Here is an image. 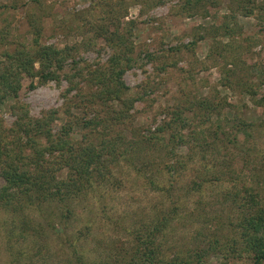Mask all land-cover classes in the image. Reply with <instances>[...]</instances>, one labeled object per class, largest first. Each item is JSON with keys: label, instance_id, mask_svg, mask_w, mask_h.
Listing matches in <instances>:
<instances>
[{"label": "rangeland", "instance_id": "1", "mask_svg": "<svg viewBox=\"0 0 264 264\" xmlns=\"http://www.w3.org/2000/svg\"><path fill=\"white\" fill-rule=\"evenodd\" d=\"M182 1L0 0V152L8 158L5 165L0 162V189L5 185L4 170L21 168L22 156H33L34 149L26 143L30 140L32 145L35 135L32 131L23 134L25 131L14 130L21 116L18 108H25L30 119H45V128L54 137L62 127L71 128L69 137H65L71 143L69 146L84 148L91 143L109 144L108 139H113L104 133L114 134L117 129L131 137L155 132L174 115L170 107L178 102L179 88L186 85L194 86L204 95H210L215 87L222 91L226 107L221 122L226 132L219 134L221 143L216 146L222 154L218 158L227 159L235 173L249 184L264 187V114L262 107L253 102L264 94V84L250 87L252 92L256 90V96L248 93V84H245L247 77L256 82L255 77L264 71V0H242L243 8L231 0H216L218 7H206L208 14L191 13ZM224 15L230 22L224 25L241 27L243 35L235 44L242 47H226L230 51L218 60L225 47L222 42L231 38L215 39L209 30L212 25H220ZM116 27L125 36L132 37L133 57L138 58L137 64L122 76L126 95L145 94L134 102L127 124L120 123L118 128L111 126L109 107H99V111L76 104L70 107L73 102L63 95L69 87L65 74L73 72L75 66L106 67L114 53H121L108 43ZM48 47L59 50L58 58H39L40 49L46 57ZM150 54L155 59H148ZM232 59L235 64L228 63L227 68L235 67L236 72L232 74L231 86L225 88L219 81L222 70H226L225 63ZM50 66L52 70L64 68L59 82L44 79ZM74 93L73 90L67 98ZM66 109L71 113H66ZM94 115L102 121L93 131L87 128L89 124H83L92 121ZM212 125H215L213 120L204 127ZM234 134L240 142L238 148L224 136ZM45 138L42 146L48 145ZM138 140L134 138L136 144ZM139 149H142L141 156L135 159V153L132 158L136 168L119 159L111 165L112 174L103 180L99 192L84 190L64 205L56 201L39 205L36 203L39 199H34L20 208L29 195L36 196L30 183L24 187H30L29 190L8 189L3 196L0 192V264H79L83 259L99 262L110 257L109 260H115L116 254L124 259L126 250L138 245L131 233L149 220V214L162 199L161 193L152 190L150 177L153 173L161 174L155 168L156 161L168 158L160 143L144 142ZM178 150L183 151L185 147L177 146ZM17 151L22 154L14 155ZM68 172L69 167H60L55 172L51 165L47 176L55 174L57 179H64ZM199 174L195 169L182 181L189 175ZM217 187L205 188L198 199L202 202L198 221L197 216L194 220L185 211L180 212L159 241L164 245L176 242L185 250L186 242L178 241L188 234L221 228L227 218V208L220 202ZM174 193H178V188ZM195 196L188 199L189 207ZM12 205L14 208H10ZM197 224L203 226L202 232L196 231ZM208 259L205 264H223L220 255L210 254ZM230 264L252 263L239 258Z\"/></svg>", "mask_w": 264, "mask_h": 264}, {"label": "trees", "instance_id": "2", "mask_svg": "<svg viewBox=\"0 0 264 264\" xmlns=\"http://www.w3.org/2000/svg\"><path fill=\"white\" fill-rule=\"evenodd\" d=\"M209 1L212 2L183 0L182 4L191 13L198 14L203 11L208 14L206 7H218L219 5L216 0ZM231 2L239 3L242 8L245 6L242 0H231ZM223 17L224 21L220 25H212L209 30L210 36L215 39L231 38L230 41L222 42L225 47L223 51H220L218 60L223 59L227 55L224 52L230 51L231 47H242V44L238 46L235 44L238 43L237 39L243 35L241 27L231 26V24L224 25L230 22L226 15ZM233 23L236 25V22ZM118 30L116 27L111 33L108 43L112 49H119L121 53H114L106 67L99 64H88L81 67L75 66L77 68H74L70 74L64 73L68 79L69 87L63 94L66 99L73 102L70 107L74 104L84 108L87 106L90 111H99V107L101 109L103 106L109 107V113L112 114L110 123L115 128H118L120 123L123 126L127 124V119L132 116L130 110L134 102L145 96L141 92L136 95H126L127 89L122 76L128 68L137 64L138 58L133 57L132 37L125 36ZM229 32L236 33V36L235 34L231 36ZM226 47L230 49L228 50ZM44 52L43 49H40L39 58L43 57L42 60L58 58L59 50L57 49L53 50L48 47V51L45 53L46 57ZM148 59H155V57L150 54ZM233 59L232 62H226L224 65L226 70H222V77L219 81V85L222 87L231 86L233 81L232 74H235L236 69L235 67L227 68L228 63L235 64ZM63 69L61 66V68L52 70L50 66L46 69L43 77L59 82L62 76L60 72H64ZM255 79L256 82L247 77L245 81V84H248V93H252L254 96H256V90L254 89L255 91L252 92L250 87L258 88L264 84V71ZM30 85L33 86L34 83L32 82ZM73 90L75 93L72 94V97L67 98ZM179 91L178 102L170 107L174 115L169 116L170 120L165 121L155 132L131 137L117 129L114 130V134L104 133L105 137L113 139H108L109 144L98 141L99 143H91L84 148L75 147V149L69 146L71 143L67 141L68 138L65 139V137H69L71 128L62 127L60 133L54 137L51 130L45 128L47 122L45 119H30L25 108H18L17 111L21 113V116L20 120L15 123L14 130H18L20 133L25 131L23 134L32 131L36 141L32 145H30V140L26 143V146L34 149L33 156L27 158L22 156L21 168L4 170L6 172H3L2 175L5 185L0 189L2 196L8 189L29 190L30 187H34L37 192L35 198L29 195V199L25 203H21L20 208L23 209V205H29L34 199H39L36 202L39 205L44 204L45 201H56L64 205L76 195L84 193V190L89 189L92 193L99 192L103 180L110 173L112 174L111 165L119 159L123 158L125 162L136 168L132 158L135 153H137L135 159L141 156L142 149H139V146L144 142L160 143L166 149L168 158L160 162L156 161L155 168L157 172L161 170V174L158 176L153 173L150 183L153 191L161 193L162 199L156 203L157 206L153 208L154 212L149 214V220L131 233L138 241V245L127 249L122 260L119 254H116L113 256L115 260H109L110 257L99 262H89L83 259L79 264H205L209 260L210 254L222 256L223 264H230L239 258L249 260L252 264H264V187L249 184L235 173V169L227 159L218 158V155L222 154L216 146L221 143L218 139L219 134L226 132V128L221 122L223 109L226 107L222 91L215 87L211 90L210 95H204L200 94L194 86L188 85L179 88ZM126 96L131 97L128 99ZM253 102L262 107L264 114V94L258 99H254ZM65 112L71 113L69 109H66ZM215 117L216 119H214ZM212 120L215 125L204 127V124ZM101 121V118L94 115L92 121L83 125L89 124L87 128L94 131ZM235 127L240 128V126ZM164 134L168 137L166 138ZM30 136L31 134H29ZM44 136L48 145L42 146ZM224 136L229 139L230 144H234L238 148L240 142L236 134L233 137ZM134 138L139 139L137 144ZM65 141L69 144L66 145ZM177 146H183L185 150L177 151ZM137 149L139 150L135 152ZM19 153L21 151L15 152L14 155ZM46 154L48 157L45 156ZM7 161L8 158H5L4 152L1 151L0 162L5 165ZM143 161L145 163V157ZM51 165L55 172L60 167H69L67 177L57 179L55 174L47 176V169H50ZM218 165H221V168ZM28 169L33 171L35 176L30 174ZM195 169L199 170V176L191 177L189 175L187 180L182 181L188 173H193ZM28 183L32 186L24 189ZM212 186H218L217 193L221 198L220 202L227 208L225 209L227 218L223 221V226L216 231L203 232V234H188L187 237L181 239L182 241H178L186 242L185 250L181 249V244L176 242L168 245L162 244L159 241L160 235L170 229L172 221L176 216H180V212L185 211L186 215L192 216L194 220L196 216L197 221L200 219L199 211L202 208V202L198 199L203 195L205 188L212 189ZM177 188L178 193L175 194L174 191ZM192 195H196L195 201L192 203V207H189L188 199ZM10 208H14V206L12 205ZM195 227H197L196 231H201L200 228L203 226L197 224Z\"/></svg>", "mask_w": 264, "mask_h": 264}]
</instances>
